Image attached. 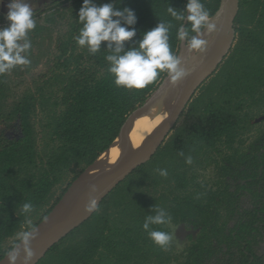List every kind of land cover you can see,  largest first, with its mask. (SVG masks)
<instances>
[{"label": "trees", "instance_id": "16d2710c", "mask_svg": "<svg viewBox=\"0 0 264 264\" xmlns=\"http://www.w3.org/2000/svg\"><path fill=\"white\" fill-rule=\"evenodd\" d=\"M59 1L32 11L33 19L47 12L45 24L49 26L69 13L67 31L55 40L56 53L46 69L25 81L21 89L12 85L11 77H22L49 56L53 43L49 27L36 23L18 41L31 45L21 53L30 65L16 66L0 75V259L45 220L72 182L109 148L127 117L167 75L161 73L157 81L143 89L116 87L109 71L112 62L107 57L139 50L144 35L160 24L168 27L170 50L177 56L181 44L178 33L189 3L90 0L97 7L110 4L115 11L131 9L136 17L133 25L123 17L112 18L136 33L123 42L120 53L115 52V42L109 41H102L92 53L88 45L76 43L84 27L79 13L85 0ZM199 3L211 17L220 0ZM169 8L184 19L172 16ZM235 29L237 37L230 54L200 87L152 159L121 182L89 219L55 244L37 264H167L177 257L155 244L149 233L159 230L171 236V224L177 225L180 217L213 214L211 199L218 190L210 187L205 196L209 182L198 180L197 168L214 166L213 185L218 188L225 184L229 170L237 172L243 166L240 178L253 177L250 184L258 183V176L264 180V154L260 159L255 154L260 151L261 140L246 144L244 139L254 129L258 111L264 112V0H240ZM186 33L188 41L197 36L190 21ZM47 39L50 41L46 45ZM205 199L210 201L206 205ZM26 203L32 204L33 210L24 211ZM161 211L166 220L171 217V222L152 224L148 217ZM206 219L200 224L204 221L205 227L217 226V222ZM145 223L148 229H144Z\"/></svg>", "mask_w": 264, "mask_h": 264}, {"label": "water", "instance_id": "95a60500", "mask_svg": "<svg viewBox=\"0 0 264 264\" xmlns=\"http://www.w3.org/2000/svg\"><path fill=\"white\" fill-rule=\"evenodd\" d=\"M45 6V5H43ZM240 9V0H220L216 12L209 17L208 23L214 25L209 31L207 25L203 27L198 39L207 41L204 49L192 55L194 49L188 46L187 37L181 40L177 57L178 67L185 75L176 81L167 75L159 82L156 89L146 98L142 105L136 108L126 119L116 139L123 147L121 157L107 169L88 177L92 170L88 166L70 185L51 213L26 234L31 233L27 241L24 235L16 245L2 258L0 264H37L47 252L63 238L78 228L98 209L103 199L108 196L121 182L131 175L138 167L147 163L158 149L167 141L182 113L192 102L199 88L205 84L219 69L230 54L236 42L235 19ZM187 11L182 25L186 33L188 23ZM176 91V102L170 111L168 119L152 133L137 148H133L129 135L136 116L154 105L163 94ZM86 182L84 185H81ZM95 186V191H93ZM95 200L96 206L91 211L87 206Z\"/></svg>", "mask_w": 264, "mask_h": 264}, {"label": "clouds", "instance_id": "9594fccd", "mask_svg": "<svg viewBox=\"0 0 264 264\" xmlns=\"http://www.w3.org/2000/svg\"><path fill=\"white\" fill-rule=\"evenodd\" d=\"M2 2V0H0ZM9 11L7 19L11 22L10 27L0 30V75H5L16 66L30 65L31 61L21 56V53L30 48L29 43L20 45L18 41L25 38L29 30L36 27L33 19V12L28 4L21 0H12L8 5ZM168 11L177 19L183 20L184 17L169 8ZM187 11L190 13L187 19L192 24V31L197 35L201 29L207 25L209 31L214 29V25L208 23L209 12L199 3V0H189ZM125 12L127 15L125 16ZM113 17H123L128 25L136 22V17L131 9H125L124 12L115 11L110 4L97 7L91 4L90 0H85L84 6L80 10V21L84 22V27L76 43L80 46L88 45L89 50L95 53L102 41L115 42V52L120 53L123 50V42L130 40L136 33L135 30H128L121 26L119 19L113 20ZM187 36L182 29L178 33V38L184 40ZM190 49L203 50L205 42L193 36L188 41ZM112 62L109 71L114 75V85L126 89H143L153 82L157 81L161 73L167 72L173 81L185 75L183 69L178 65L180 60L175 56L169 46L168 27L164 24L158 25L154 30L148 31L139 45V50H130L122 56L110 55L107 57ZM166 175L165 172H161ZM95 191V186H93ZM96 202L92 200L87 206L91 211L95 208ZM24 211L33 210V205L26 203L23 206ZM165 212L161 211L155 217H148L152 224L161 225L171 222V217L165 218ZM148 229L149 224L143 225ZM33 232L36 229L33 227ZM31 233L23 238L28 240ZM150 239L162 249L167 250L171 236L163 231L155 230L149 233ZM13 264L15 256L11 257Z\"/></svg>", "mask_w": 264, "mask_h": 264}, {"label": "flooded vegetation", "instance_id": "af4514ba", "mask_svg": "<svg viewBox=\"0 0 264 264\" xmlns=\"http://www.w3.org/2000/svg\"><path fill=\"white\" fill-rule=\"evenodd\" d=\"M255 120L252 126L259 135L254 140H261L260 151L255 154L260 159L264 154V125H260L264 122V112H260ZM247 136L244 135L246 142ZM262 168L263 165L260 167L261 175ZM244 169L245 166L237 172L229 170L221 188L209 183L204 190L205 196L210 187L212 191L218 190L213 192L216 197L211 199L213 214L205 217L211 223L217 222V226L207 224L205 227L204 221L201 225L205 218L198 216L179 218L174 227L177 236L172 237L171 231L167 248L177 259L167 264H264V180L258 176L256 180L259 182L250 184L253 177L240 178ZM208 202L205 199L204 205Z\"/></svg>", "mask_w": 264, "mask_h": 264}, {"label": "rangeland", "instance_id": "374dc122", "mask_svg": "<svg viewBox=\"0 0 264 264\" xmlns=\"http://www.w3.org/2000/svg\"><path fill=\"white\" fill-rule=\"evenodd\" d=\"M54 0H21V2L26 3L29 5V7L31 8L32 11H38L40 9V7L43 6V4L49 3L46 6L42 7V8H47L51 2ZM12 2V0H9L7 5L4 8V12H1V25H0V30H3L4 27L7 25H9V20L7 19V13L9 11L8 5ZM60 2L59 0H57V3ZM69 3H65L64 6H68ZM50 12V11H49ZM47 12L42 14L41 16H39V18L34 19L35 24H41V25H47L45 24V19L47 17ZM68 17L64 18V17H60L59 22L58 23H54V24H50L47 25V27H49L50 30V34L52 37V41L53 43L50 45V53L49 56L45 57L40 64L32 69L29 73L24 74L22 77H11V82L12 85L14 86H18L17 89H21L22 87L25 86V81H30V79L33 76H37L40 72H43L46 69V65L47 63L52 59L53 55L56 53V48H55V40L57 39V37L63 36L65 35L66 31H67V20H69V13L67 14ZM201 33V32H200ZM200 35V34H199ZM198 36V35H197ZM49 39L46 40L45 44L47 45V43H49ZM205 45L207 44V41H204ZM205 47V46H204ZM197 51V52H196ZM202 50H197L194 49L192 52V55H196L197 53H199ZM22 84H19L20 81H22ZM16 92H20V91H16ZM199 91L196 93V96L198 95ZM195 96V97H196ZM176 100V91H174V93L171 95L170 99L168 100V104H173ZM258 113H260V111H258ZM261 126L264 125V122H261L260 124ZM259 132L257 129H252V131L248 134V139H247V143H250L252 140H254V137L258 136ZM215 167L214 166H209L207 168H197V173L199 175V179L202 182H209V183H214L213 181L216 179V172H215ZM174 225L171 224V231H173V236L172 237H176V229H174ZM176 239V238H174ZM12 243V240H10L8 242V245H10Z\"/></svg>", "mask_w": 264, "mask_h": 264}, {"label": "bare ground", "instance_id": "6f19581e", "mask_svg": "<svg viewBox=\"0 0 264 264\" xmlns=\"http://www.w3.org/2000/svg\"><path fill=\"white\" fill-rule=\"evenodd\" d=\"M173 93L174 91H170L167 94H163L154 105L136 116L129 135V141L133 148H137L168 119L170 111L173 109L176 102L175 100L173 104H168V100ZM122 154L123 147L120 140L116 139L108 149L100 154L87 176L91 177L107 169L113 165ZM85 183L86 182H83L81 185Z\"/></svg>", "mask_w": 264, "mask_h": 264}, {"label": "built area", "instance_id": "2783aa9c", "mask_svg": "<svg viewBox=\"0 0 264 264\" xmlns=\"http://www.w3.org/2000/svg\"><path fill=\"white\" fill-rule=\"evenodd\" d=\"M3 3H4V0H2V2H0V16H1V12H2V7H3ZM1 19H0V25H1Z\"/></svg>", "mask_w": 264, "mask_h": 264}, {"label": "crops", "instance_id": "0c3cea01", "mask_svg": "<svg viewBox=\"0 0 264 264\" xmlns=\"http://www.w3.org/2000/svg\"><path fill=\"white\" fill-rule=\"evenodd\" d=\"M8 1H9V0H6V1H4V3H3V7H2V11H3V12H4V8H5V6L7 5Z\"/></svg>", "mask_w": 264, "mask_h": 264}]
</instances>
